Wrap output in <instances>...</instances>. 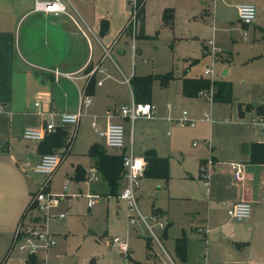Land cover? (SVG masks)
<instances>
[{
  "label": "crops",
  "instance_id": "1",
  "mask_svg": "<svg viewBox=\"0 0 264 264\" xmlns=\"http://www.w3.org/2000/svg\"><path fill=\"white\" fill-rule=\"evenodd\" d=\"M39 1L50 0H0V256L6 251L0 263L4 264L13 251L12 230L39 181L34 179L38 176L22 169L24 163L38 161L39 142L23 140L21 130L50 121L57 126V118L49 119L48 112L77 113L81 90L95 76L92 103L82 108L70 147L56 152H65V157L52 179L58 183L67 181L66 187L85 192L86 201L88 195H93L108 204L110 200H120L125 181L122 179L117 196L109 195L106 182L88 156L90 148L97 144L116 157L131 150L141 159L152 150L168 160L169 179L143 177L135 193L136 204L144 198L151 203V216L160 214L168 222L163 231H158V238L171 251V257L167 253L165 256L169 264H264V165L249 160L250 145L264 143V99L258 93L264 84L258 82V75H244L242 81L234 80L230 71L216 75L213 81L232 84L234 103L229 104L214 102L207 93L184 97V79L207 78L174 75L167 70L158 74H172L165 86L159 81L152 83L148 104L154 107L153 118H139L131 125L119 115L121 106L134 101L130 81L127 84L125 79L146 77L153 72L141 73V65L133 69L129 65L124 50L128 40L124 28L129 17L125 0H59L67 6V13L56 15L36 11L34 2ZM147 1L143 37L138 42L149 39L145 34ZM102 21L108 26L103 37L99 35ZM225 55L217 59L228 60L229 55ZM88 67L90 71L86 73ZM36 102L38 106L34 107ZM183 112L195 121L193 127L176 125L174 120L181 118ZM257 117L262 118L261 123L253 122ZM82 120L89 123L92 132L84 131L78 140ZM92 121L101 130L108 124L128 128L123 151L105 147L92 130ZM66 130L69 138L72 134ZM230 164L242 166L240 180L235 178ZM202 169L207 185L200 175ZM92 170L97 179L88 178ZM48 189L47 185L46 192ZM240 200L251 204V216L238 222L226 212ZM66 201L60 200L52 212L58 215L60 204ZM65 219L48 221L52 238L61 232L51 222ZM182 235L187 239L184 262L175 253V241ZM148 240L145 239L147 251ZM48 255L56 257L55 247ZM25 260L26 257L24 264ZM155 260L149 264H155ZM91 262L96 264L95 260Z\"/></svg>",
  "mask_w": 264,
  "mask_h": 264
},
{
  "label": "rangeland",
  "instance_id": "2",
  "mask_svg": "<svg viewBox=\"0 0 264 264\" xmlns=\"http://www.w3.org/2000/svg\"><path fill=\"white\" fill-rule=\"evenodd\" d=\"M247 4L255 7L256 19L252 25L242 27L238 21L237 7ZM125 6L130 15L132 11L128 0H125ZM166 9L172 11L173 26L163 24L162 15ZM146 15L145 34L149 39L133 41L126 30L128 40L124 50L129 56L132 69L135 65H141L139 72H153L148 76H153L154 85L158 81L156 76L167 70L174 75L205 77L204 71L208 68L213 71L211 79L230 71L236 81H242L244 75L253 74L258 75V82L264 84V0H148ZM210 41L214 43L216 59L226 56V53L229 55L228 60L219 58L212 64L211 55L204 52V47ZM136 52H140V56ZM204 53L207 55L203 56ZM254 57L258 59L254 60ZM142 60H146V64ZM258 93L264 99V89L262 91V88H258ZM127 130L128 128L125 136ZM84 131L91 130L89 123L82 120L77 132L78 140ZM101 141L104 145L103 140ZM52 176L47 179L34 177L39 180L37 189L47 181L50 188L48 193L63 195L67 200L60 204L58 211L66 219L51 222L61 233L53 238L56 257L48 255L53 247L47 253L46 264H95L92 260L96 264H149L155 259V264H169L145 225L140 222L127 226L129 208L126 202L113 199L106 204L104 199L96 198L92 208H87L85 192L71 190L69 186L66 187L67 181L58 183ZM61 190L66 193H60ZM150 204L144 198L137 202L139 215L147 221L151 217ZM155 234L158 236V231L155 230ZM114 238L127 242V256L110 244ZM145 239L150 240L148 251ZM160 243L171 257V251L166 248L165 243L162 240ZM5 252L0 256V262ZM24 258V254L13 249L4 264H24Z\"/></svg>",
  "mask_w": 264,
  "mask_h": 264
},
{
  "label": "built area",
  "instance_id": "3",
  "mask_svg": "<svg viewBox=\"0 0 264 264\" xmlns=\"http://www.w3.org/2000/svg\"><path fill=\"white\" fill-rule=\"evenodd\" d=\"M131 6V14L128 17L127 23L124 28V32L129 33V37L134 41L138 33V20L137 15L139 12V7L137 5V0H128ZM34 9L36 11H41L44 13L56 14H66L67 6L63 5L59 0H50L46 2H34ZM238 21L242 27H248L255 22L256 19V9L253 5H240L237 7ZM206 53L211 55L212 64L216 59V49L214 48L213 41L208 42L206 46ZM209 50V51H208ZM106 55H108V50H105ZM133 56L135 52L133 50ZM103 72V70H102ZM213 71L212 68L205 69L204 76L209 79L210 82L213 81L212 78ZM89 78V76H88ZM129 79H125L128 84ZM99 85L101 83H98ZM209 98H211V93H207ZM199 95H206V92H201ZM92 103V98L90 95L86 94V88L81 90V96L79 100V111L75 114L59 113L55 114L53 112H48L47 117L52 119L57 118L58 125H54L51 121L45 123L39 127H24L21 130V138L29 142H40L46 135L54 132L56 127H62L69 129L72 134L68 140L70 145L72 143L73 137L75 136L76 128L79 123L80 117L83 115L81 110L83 107H88ZM38 103H34V107H37ZM1 109V107H0ZM120 117L127 119L132 125L136 119L144 118L151 119L154 116V107L151 104H137L133 100L129 104L123 105L119 109ZM177 126H194V120L190 119L187 112L182 113V117L174 120ZM253 122L261 123L262 118L257 117ZM91 128L95 134L101 138L104 142V146L108 149L123 151L125 147V129L124 126L120 124H108L104 130L98 128L95 121L91 122ZM70 147V146H69ZM67 151V150H66ZM65 157V152L43 154L40 155L38 161L34 164L24 163L22 169L25 172H30L32 175L50 178L51 175L57 169L61 160ZM208 164L211 162L208 161ZM122 166L123 173L122 178L125 181V187L119 195V199L126 202L129 208V216L127 219V225L132 226L141 222L147 228L148 233L156 241L159 246L161 253L166 256V252L163 249L160 239L155 234L156 231H163L168 222L164 220L160 214H153L148 221L139 215L135 193L139 187L140 180L144 177L146 170L143 159L138 158L133 155L130 150L128 153L122 155ZM230 168L234 171L235 178L240 180L242 166L239 164H230ZM204 169H202L201 178L207 185V176L204 174ZM94 170L90 171L87 176L89 179H97L93 174ZM47 181L38 188L29 197L27 207L18 219L15 228L13 230V235L10 240V249L16 250L18 253L25 255V264H31L30 258L34 260L32 264H46L47 253L54 247V241L52 236L49 234L47 229V223L52 218L65 219L66 216L63 214L55 215L52 210L59 203L60 200L65 198L63 195H52L46 192ZM97 197L93 195L87 196V205L91 208L95 204V199ZM227 216L235 221L241 222L246 221L251 216V204L247 201L240 200L234 202L227 209ZM200 232H202L200 230ZM111 245L117 247L122 255H128L129 247L127 242L119 238H114L110 242ZM173 264V263H171Z\"/></svg>",
  "mask_w": 264,
  "mask_h": 264
},
{
  "label": "trees",
  "instance_id": "4",
  "mask_svg": "<svg viewBox=\"0 0 264 264\" xmlns=\"http://www.w3.org/2000/svg\"><path fill=\"white\" fill-rule=\"evenodd\" d=\"M145 0H137L139 12L137 15L138 20V33L136 39L143 37V13H144ZM163 22L166 25H172L173 14L171 10L163 12ZM99 35L105 36L108 31L106 22L101 23ZM145 37V36H144ZM147 38V37H145ZM88 67L85 72H89ZM160 85L165 86L171 79L172 74L168 73L162 76H156ZM153 76L136 77L133 76L130 80V86L133 93L134 102L137 104H146L150 102L152 92ZM95 76L88 79L86 94L92 95L95 87ZM201 92L211 93V99L214 102L234 103L232 84L226 81H212L209 79H184L182 81V94L184 97L194 98ZM263 111V110H261ZM70 142L68 140V132L65 128L56 127L54 132L46 135L37 146V151L40 155L56 153L61 148H68ZM88 156L94 161L95 168L98 171L101 179L106 182L109 188V195L117 196L120 184L122 182V157L110 156L106 153L102 146L97 144L93 145L88 151ZM249 160L252 164L264 165V143H253L249 147ZM143 161L146 164L144 173L145 178L167 181L169 179V166L168 160L160 158L157 154L150 150L144 153ZM149 240L147 241V246ZM187 239L185 235L177 238L175 241V253L180 261L184 262L186 256ZM149 249V248H148ZM34 262L30 258V263Z\"/></svg>",
  "mask_w": 264,
  "mask_h": 264
}]
</instances>
